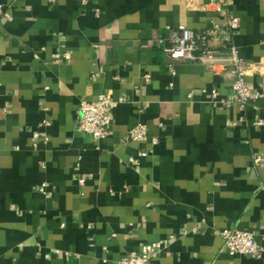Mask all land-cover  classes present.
Wrapping results in <instances>:
<instances>
[{"label":"crops","instance_id":"1","mask_svg":"<svg viewBox=\"0 0 264 264\" xmlns=\"http://www.w3.org/2000/svg\"><path fill=\"white\" fill-rule=\"evenodd\" d=\"M229 2L246 81L264 90V0ZM208 3L0 0V264H119L156 241L148 264H264L223 236L264 243V98L223 107L202 91L233 96L219 67L169 66L174 29L220 18ZM101 92L120 103L97 140L79 106ZM139 123L157 143L126 139Z\"/></svg>","mask_w":264,"mask_h":264},{"label":"built area","instance_id":"2","mask_svg":"<svg viewBox=\"0 0 264 264\" xmlns=\"http://www.w3.org/2000/svg\"><path fill=\"white\" fill-rule=\"evenodd\" d=\"M52 2L56 0H50ZM220 14L218 20L212 21L211 26L202 31H194L186 25H179L172 32V44L167 49L169 66L175 73V65L181 61H199L207 64L210 68L219 67L221 72L231 80L233 96L227 99L218 97V90L213 88L204 93H209L210 101L223 107L237 105L241 110H246L249 103L264 98V90L253 89L246 81L248 71L247 62L239 54V49L234 42L235 31L239 28L240 19L229 9V0H209ZM7 17L11 16L7 14ZM66 59H71V53H64ZM149 77V75H147ZM195 90L189 92V98H193ZM116 100L105 92H101L96 98L83 100L79 106L78 127L80 130L99 140L108 136L114 109L119 105ZM243 121V116H241ZM258 124L264 125V119ZM151 138L154 143L158 142L157 137L149 135L147 124L139 123L133 126L126 139L145 141ZM142 155L147 152L142 150ZM134 157L130 158L133 161ZM261 156L256 155L255 162L261 163ZM85 178H80L79 183L83 185ZM42 193L47 197L51 195L48 182L41 185ZM225 246L230 254H244L254 257L264 256V243L256 239L253 231L248 229H226L223 231ZM162 242H150L144 244L139 250H133L124 255L119 264H148L161 250Z\"/></svg>","mask_w":264,"mask_h":264}]
</instances>
